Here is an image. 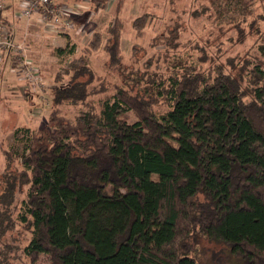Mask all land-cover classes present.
Masks as SVG:
<instances>
[{"label":"trees","instance_id":"trees-1","mask_svg":"<svg viewBox=\"0 0 264 264\" xmlns=\"http://www.w3.org/2000/svg\"><path fill=\"white\" fill-rule=\"evenodd\" d=\"M109 1L90 0L95 11ZM152 18L133 21L137 36ZM260 22L264 13L250 23L260 43L251 54L168 76L150 68L125 73L120 23L105 44L94 32L56 72L48 120L38 131L15 129L22 151L2 149L0 264L18 255L37 264L42 254L50 264H208L202 240L226 246L236 264H264ZM168 31L157 42L178 48L179 25ZM249 33L239 27L236 41ZM101 48L124 82L97 107L87 98L109 89L96 83L89 59ZM67 102L87 109L70 119L59 109ZM17 223L29 232L24 246L16 243Z\"/></svg>","mask_w":264,"mask_h":264},{"label":"rangeland","instance_id":"rangeland-1","mask_svg":"<svg viewBox=\"0 0 264 264\" xmlns=\"http://www.w3.org/2000/svg\"><path fill=\"white\" fill-rule=\"evenodd\" d=\"M58 4H63L72 11V26L69 30L60 31L56 26H49V33L58 36L50 41L51 34L40 44V52L33 55L35 65L39 68L41 75L47 81L54 83L56 72L72 58L78 57L83 48L91 39L92 33L99 31L103 36V44L110 37L109 28L115 23H120L121 31V50L123 55V66L126 74L134 73L140 69L145 71L150 68L152 71L163 73L165 76L170 75L175 68H181L186 65H197L209 70L215 61L227 62L228 59L236 55H245L252 53L258 36L250 32V23L257 15L264 13V0H110L105 8L95 11L92 8L90 0H54ZM218 2L217 5L214 2ZM228 12H222L219 16L217 9L222 6ZM13 8L14 17L18 20L19 4L15 0ZM244 9V10H243ZM246 10L244 14L243 11ZM70 11V10H69ZM149 13L152 22L144 29L141 36H137L133 27V21ZM119 20V22H117ZM179 25V46L174 49H167L165 44L158 43L157 37L160 34H168V27ZM239 27L245 28L248 36L246 41L237 42ZM261 30L264 29V22H260ZM61 41V42H60ZM75 50L72 51V48ZM134 47L136 49L134 50ZM109 55L101 48L94 52L89 59V64L96 73L97 84L105 82L109 89L103 95L89 96L88 103L100 106L106 96H112L116 91L115 85L123 84L124 73L117 68L112 69L108 65ZM174 68V69H173ZM13 74L22 81H25L21 70L14 68L10 60H2L0 63V79L4 80ZM134 75V74H133ZM132 75V76H133ZM8 86L0 94V129L6 128L1 119L3 111V101L8 94ZM36 91L35 88H32ZM48 87L42 94V99L38 101L35 96L34 103L24 107H19L15 114L16 119H24L25 125L34 131H38L45 123L50 114L51 100ZM38 97L39 93L37 92ZM30 102V101H28ZM32 102V100H31ZM39 102V104H38ZM16 108V107H15ZM14 108V109H15ZM24 109V110H23ZM61 114L70 119H74L80 112L86 110L83 104L74 105L64 103L60 105ZM160 112L167 110L162 105L157 108ZM11 117L8 125L13 124L14 115L9 111H4L2 116ZM25 114V117H24ZM28 118V119H27ZM25 119L27 122H25ZM135 120L131 118V122ZM3 124V126H2ZM2 132V129H1ZM6 148L15 145L19 151L24 148V142L17 141L15 136L10 135L4 140ZM5 166L4 153L0 149V175ZM156 178V176H154ZM17 216V215H15ZM17 220V219H16ZM16 236L19 241L16 243L24 246L28 243L29 232L17 223ZM204 255L202 260L208 264H236L235 259L229 255L228 248L224 245L215 244L214 242L202 240ZM10 256L14 264H23L26 257ZM51 257L48 254H42L37 264H50Z\"/></svg>","mask_w":264,"mask_h":264},{"label":"built area","instance_id":"built-area-1","mask_svg":"<svg viewBox=\"0 0 264 264\" xmlns=\"http://www.w3.org/2000/svg\"><path fill=\"white\" fill-rule=\"evenodd\" d=\"M16 2L19 4L18 15L22 19L29 21L34 15H39L44 24L56 26L63 32L70 29L71 16L77 12L54 0H16ZM13 3L15 0H0V62L5 54L6 61L10 60L14 68L21 70L25 81L39 92L40 99H42L44 91L54 83L45 80L41 75L39 68L31 58L26 38L16 40L14 33L4 21V11Z\"/></svg>","mask_w":264,"mask_h":264},{"label":"crops","instance_id":"crops-1","mask_svg":"<svg viewBox=\"0 0 264 264\" xmlns=\"http://www.w3.org/2000/svg\"><path fill=\"white\" fill-rule=\"evenodd\" d=\"M14 4L15 3H13L11 6H9L4 11V15H3L4 21L9 26V29L14 33V37L16 38V40L20 41L23 38H26L27 44L30 50V55H31V58L33 59V55L35 56V54L40 52V46H41L40 44H42L45 38L48 37L49 34H51L49 33L50 25L44 24L40 20L39 15H34L29 21L22 19V18L20 20L16 19L13 15L14 14L13 8L15 7ZM49 37H50V41L58 38V36H55L53 34H51V36L49 35ZM3 60L6 61L5 54H4ZM6 81L8 82V85L5 84L4 80L2 81V79H0V94L2 90L6 89L5 86H8L7 88L9 89L8 94L6 92V98L3 101L5 105H3V111L1 113L2 122L4 121L3 124L6 127L4 129L1 127L2 132L0 129V149L1 151L4 147L6 148V146L3 143L4 140L8 138L9 135L11 138L16 128L28 127L27 125H25V123H22L24 122V119H20L19 117H18V120L16 119L15 114L19 111L18 108L24 107L25 104L27 105L32 104L34 100H36L35 96L38 99V101L40 100L37 94L38 91H34L32 89L31 84L28 83L27 81H22L16 76H14L13 74H10V76L8 77V79H6ZM30 93L34 94V97L27 96ZM9 110H10V113H12V115H14L15 117L13 120V124H10V125H8V121H10L11 117L8 116V113L6 114V116H2L4 111H9ZM24 117H25V114H24ZM25 122H27L26 119H25Z\"/></svg>","mask_w":264,"mask_h":264}]
</instances>
